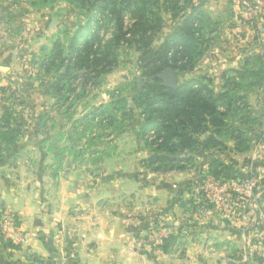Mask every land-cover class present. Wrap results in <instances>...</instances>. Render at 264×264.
Segmentation results:
<instances>
[{
    "label": "rangeland",
    "instance_id": "rangeland-1",
    "mask_svg": "<svg viewBox=\"0 0 264 264\" xmlns=\"http://www.w3.org/2000/svg\"><path fill=\"white\" fill-rule=\"evenodd\" d=\"M83 11L77 5L61 0L36 4L28 0H0V119L9 118L11 126L21 134L14 141L0 140V165L25 166L24 169H27L41 161L40 165L45 163L50 169V182L54 178L66 182L73 177V181L89 180L90 183L96 181L95 173L109 169L115 171L116 175L135 178L143 188L159 185L162 189L156 192H166L170 185L176 184L175 200L190 201L195 197L199 199L198 204L201 203L199 192L202 188L192 187L189 191L188 188L192 184H199L212 157L220 158L234 167L247 165L250 167L245 173L248 177L241 180L243 186L239 192L229 190L223 196L217 193L218 200L211 201L206 191L207 180L204 198L211 206L198 208L188 203L186 209L191 216L203 217L214 212L223 213L228 220L248 214L246 226L241 229L248 227L258 232L259 246H264L263 90L249 96L253 110L247 114V120H257V124L250 123L249 127L260 135L249 152L240 156L213 150L206 155H192L194 161L183 163V169L177 166L172 171L154 173L142 165L151 151L140 136L142 119L138 109L133 110L130 121L123 119L121 111L115 115L118 122L112 123H102L100 117L92 115L94 108L112 101L113 93L125 96L134 86L140 90L146 84L149 78L140 79L139 54L134 49H121L118 64L113 68L92 72L88 78L85 71H75L74 75L79 74V78L73 84L65 81L61 91L53 86L57 74L63 73L64 68L58 70V66L51 63L50 56L57 46H60L63 57L68 55L72 36L86 24ZM163 17L167 25H171L169 16L163 13ZM128 22L132 23V20L129 18ZM218 29L222 33L221 28ZM112 32L111 26L101 30L106 38H110ZM166 33L167 30L162 32L155 46L162 43ZM221 39L220 35L212 54L201 62L202 72L207 69V73L215 76V67L227 59L228 53L235 54L238 50L236 46L227 51L226 45L219 44ZM219 85L217 78L215 86ZM130 102L127 100L123 105L127 110L131 109ZM232 121H239V118ZM205 139L206 136L200 137L202 142ZM38 151L48 158L40 159ZM185 156L189 155L182 157ZM186 183L188 187L184 186ZM229 183L233 182L220 185ZM122 191L115 188L116 196L101 202L99 208L108 214L131 215L166 210L165 202L155 203L154 195L146 194L139 199L133 197V190ZM224 198H227L225 203ZM76 211L78 215L81 214L79 209ZM146 242L142 241L140 247ZM178 245L177 255L182 256L185 244L182 241Z\"/></svg>",
    "mask_w": 264,
    "mask_h": 264
},
{
    "label": "trees",
    "instance_id": "trees-1",
    "mask_svg": "<svg viewBox=\"0 0 264 264\" xmlns=\"http://www.w3.org/2000/svg\"><path fill=\"white\" fill-rule=\"evenodd\" d=\"M28 1L31 4L49 2ZM61 1L84 10L86 24L72 36L66 57L60 46L50 56L58 70L64 68L53 82L59 91L65 81L73 84L79 78V74L74 75L75 71H85L88 78L92 72L117 66L120 50L128 47L139 54L140 79L156 77L165 70L177 73V89L154 79L140 90L134 86L125 96L113 93L109 104L93 110L92 115L100 117L102 123L118 122L115 115L120 111L123 119L130 121L133 110L140 111V136L151 151L142 162L144 167L154 173L168 172L177 166L183 169V163L194 161L192 155H206L213 150L243 155L251 150L260 135L249 127L257 120H247V114L253 110L249 96L264 89V56H246L239 68L222 73L220 85L216 87L215 79L207 71L202 72L200 66L217 46L221 32L219 24L204 12L203 3L195 5L194 0ZM163 13L169 16L171 25H167ZM260 17L264 18V12ZM129 18L132 23L128 22ZM110 26L112 36L106 38L101 30ZM164 30L167 33L162 43L155 46ZM127 100L131 101L130 110L123 106ZM234 118L239 121L233 122ZM19 136L20 132L11 126L9 118L0 119V140L14 141ZM202 136H206L204 142L200 140ZM185 154L189 156L182 157ZM247 177L224 160L212 157L199 184L192 186L202 188L201 203L198 204L199 199L195 197L188 203L198 208L211 206L204 198L205 182L209 179L223 184ZM259 261L264 263V258Z\"/></svg>",
    "mask_w": 264,
    "mask_h": 264
},
{
    "label": "crops",
    "instance_id": "crops-1",
    "mask_svg": "<svg viewBox=\"0 0 264 264\" xmlns=\"http://www.w3.org/2000/svg\"><path fill=\"white\" fill-rule=\"evenodd\" d=\"M194 3H203L204 12L219 24V44L227 51L238 47L215 67V76L208 73L212 78L221 81L225 70L239 68L248 55L264 56V18H249L251 0ZM38 153L40 159L48 158ZM40 162L27 169L0 165V264H261L264 258L260 234L241 229L248 214L232 220L214 212L191 216L188 201L174 199L176 184L156 192L162 189L159 185L143 188L135 178L109 169L95 173L96 181L90 183L73 177L50 182V169ZM235 168L242 173L250 169L241 164ZM193 185L184 186L189 191ZM115 188L123 193L133 190L138 198L154 195L155 203L165 202L166 210L108 214L99 207L116 196ZM142 241L147 242L140 247ZM182 241L185 248L178 256Z\"/></svg>",
    "mask_w": 264,
    "mask_h": 264
},
{
    "label": "built area",
    "instance_id": "built-area-1",
    "mask_svg": "<svg viewBox=\"0 0 264 264\" xmlns=\"http://www.w3.org/2000/svg\"><path fill=\"white\" fill-rule=\"evenodd\" d=\"M263 12H264V0H251V4L248 6L249 18L254 21L256 18L260 17V15H262ZM242 186L243 184L241 183V181H233V183L231 184L229 183L228 185L226 184L220 185L214 183L213 181L211 182V180L209 179V182L206 185V191L209 193L208 196L209 200L212 201L213 199L218 200L216 198L217 193L223 196L229 190L239 192ZM219 199L222 200V198ZM226 199L227 198H224L223 201L224 203Z\"/></svg>",
    "mask_w": 264,
    "mask_h": 264
},
{
    "label": "water",
    "instance_id": "water-1",
    "mask_svg": "<svg viewBox=\"0 0 264 264\" xmlns=\"http://www.w3.org/2000/svg\"><path fill=\"white\" fill-rule=\"evenodd\" d=\"M54 24V23H53ZM154 79H159L163 81V85L173 89L178 88L179 80L178 75L175 71L165 70L161 75H158L153 78H149L145 83H150Z\"/></svg>",
    "mask_w": 264,
    "mask_h": 264
}]
</instances>
